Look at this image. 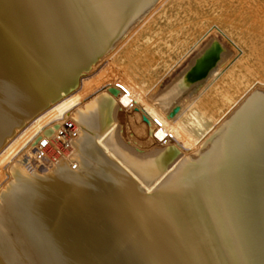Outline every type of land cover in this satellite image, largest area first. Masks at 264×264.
<instances>
[{"label": "bare ground", "instance_id": "6f19581e", "mask_svg": "<svg viewBox=\"0 0 264 264\" xmlns=\"http://www.w3.org/2000/svg\"><path fill=\"white\" fill-rule=\"evenodd\" d=\"M69 3L0 0V264H213L220 244L180 161L264 91V0H153L99 56ZM197 44L154 97L167 141L133 167L117 79L144 96ZM103 65L116 75L91 74ZM65 118L75 134L51 160L42 146L56 150Z\"/></svg>", "mask_w": 264, "mask_h": 264}, {"label": "water", "instance_id": "95a60500", "mask_svg": "<svg viewBox=\"0 0 264 264\" xmlns=\"http://www.w3.org/2000/svg\"><path fill=\"white\" fill-rule=\"evenodd\" d=\"M153 0H75L99 56ZM180 164L229 264H264V91Z\"/></svg>", "mask_w": 264, "mask_h": 264}, {"label": "rangeland", "instance_id": "374dc122", "mask_svg": "<svg viewBox=\"0 0 264 264\" xmlns=\"http://www.w3.org/2000/svg\"><path fill=\"white\" fill-rule=\"evenodd\" d=\"M46 1V0H45ZM70 2L71 3H69L68 4V8H71L73 11H74V9H75V12L76 11H78V7L75 5L76 4V2H75V0H73V4H72V0H70ZM70 4H72V5H70ZM66 5V4H65ZM63 6V8H64V5H62ZM62 6L60 5V10L62 9ZM74 7V8H72V7ZM71 9H70V12L72 13V11H71ZM69 10V9H68ZM73 14V13H72ZM59 23V22H58ZM57 24V23H56ZM60 24V23H59ZM58 25V24H57ZM75 25V26H74ZM77 25L74 23L73 24V27H76ZM82 28H84V26L82 27ZM86 28V27H85ZM84 28V29H85ZM86 30V29H85ZM73 32H75L74 30H73ZM200 44V43H199ZM199 44H197L198 45V48H197V45L196 46H194V47H192L190 50H189V52L187 53V55L185 56L186 58H183V59H181L180 61H178V62H176V63H172V64H170V65H172V68H171V66L169 65V69L166 67L165 68V70H162V72L163 71H165V73H166V75H165V73H164V75H163V73H162V77L161 76H159L160 78L158 79V81H157V84L156 83H154V84H156L157 85V87H156V85L154 86V84H152V86H154L153 88H150V87H152V86H150L149 88H148V92H150V93H148V92H146V94L144 95V96H142L140 93H139V95H141V96H139L138 95V92L134 89V88H132V86L131 85H127V84H125L126 82L125 81H123V80H121L120 78H118L117 79V77H121V76H115L116 77V79L118 80L117 82V84H116V87H117V89H121V90H119V92H118V94L117 95H121L120 96V98H123V96H124V102L126 101L125 99H126V97H131L130 98V100H128V101H130V103H127V104H125L123 107H128V105L129 104H131L130 105V109H131V111H130V109L128 108V110H129V112H128V114H127V116L129 117H127V120L125 121V124H124V126L123 125H120L121 123L119 122V126L117 127V129H116V131H118L119 130V133H120V141L124 144V145H128V146H131L134 150H133V152H131L130 154H131V157L133 158L134 157V160H133V162L131 163V164H133L132 166L133 167H136V168H139V167H142V166H144V165H149L150 164V162L148 161V152L149 153H151L152 151H154V150H157L158 148H160L163 144H165V142L167 141V139H168V133H167V130H166V127H165V125L163 124L164 122H165V124H166V121H165V118H164V116L166 117V113H167V111H161V109L159 110V109H157V108H160V107H158V105H157V103H156V100H155V96H157L159 93L158 92H161L164 88H165V86L167 85V84H169L170 83V81L171 80H173L174 79V77L176 76V75H178V73L185 67V65H186V63H187V61L193 56V54H195L196 53V51H198V49H199ZM86 45V44H85ZM86 47V46H85ZM196 47V48H195ZM195 48V49H194ZM197 49V50H196ZM124 53V52H123ZM122 53V54H123ZM85 55H86V51H85ZM188 56V57H187ZM184 60V61H183ZM185 61H186V63H185ZM180 62V63H179ZM173 64H175V65H173ZM179 64V65H178ZM104 67H100V70L98 69V71L99 72H94V73H91L93 76H94V74H99V73H103L104 75H108V74H111V73H114V72H112L113 70H111L110 69V67L108 66H106V65H103ZM105 68V69H104ZM168 69V72L166 71ZM111 71V72H110ZM170 73V74H169ZM96 75L94 76V77H96ZM114 75H116V73H114ZM92 76V78L91 79H89V83H93V80H94V84H96L95 83V78ZM94 78V79H93ZM121 81H120V80ZM161 80V81H160ZM168 80V81H167ZM92 81V82H91ZM97 81V80H96ZM97 82H99V81H97ZM116 82V81H115ZM123 82V83H122ZM125 82V83H124ZM169 82V83H168ZM125 84V85H124ZM118 86H121V87H119L118 88ZM164 86V87H163ZM129 87V88H128ZM163 87V88H162ZM131 88V89H130ZM255 88V89H254ZM124 89H126V90H124ZM134 89V90H133ZM152 89V90H151ZM81 90H83V93L85 92V89H84V87H83V89H80V92H81ZM124 90V91H123ZM129 90V91H128ZM155 90V91H154ZM253 90H255V91H257L258 89L256 88V87H253V89L245 96V97H243L242 98V100H240L239 102H238V104L235 106V109H233L232 110V112H230L229 114H228V116L225 118V119H223V121H222V123H224L226 120H227V118L238 108V106L241 104V102H243L252 92H253ZM133 91V92H132ZM155 93H154V92ZM132 92V93H131ZM122 93H125L124 95H122ZM130 95V96H129ZM132 95V96H131ZM139 97H138V96ZM148 97H147V96ZM137 98H136V97ZM140 97H141V99H140ZM153 97V98H152ZM133 98H135V99H133ZM140 100H139V99ZM150 99V100H149ZM237 99V98H236ZM133 100V101H132ZM135 100H137V101H135ZM139 100V101H138ZM141 101V102H140ZM143 101V102H142ZM145 101V102H144ZM147 101H149V103H146ZM134 102V103H133ZM137 103V104H136ZM141 103V104H140ZM144 104V105H143ZM150 104L151 105H153V109H149V108H152L151 106H150ZM150 106V107H148V106ZM147 106V107H146ZM157 106V107H156ZM134 107H136V108H134ZM138 107V108H137ZM144 108L147 110V109H149V110H147L146 112H145V110H144ZM137 109V110H136ZM139 109H141L140 111H139ZM156 110V112H155V110ZM133 110V111H132ZM144 110V111H143ZM154 110V111H153ZM158 110V111H157ZM134 111H136V112H134ZM138 111V112H137ZM150 111V112H149ZM159 111H161V112H159ZM133 112V113H132ZM148 112V113H147ZM154 114H153V113ZM135 113H137V115L135 114ZM141 113H145V114H142L143 116H141L140 114ZM150 113V114H149ZM163 113H165V115L163 114ZM133 115H136V116H133ZM150 115V116H149ZM152 115V116H151ZM162 115V116H161ZM139 116H140V118H139ZM148 116V117H147ZM155 116V118L153 119V117ZM143 117V118H142ZM156 117H157V119H156ZM138 118V119H137ZM134 119V120H133ZM148 119V120H147ZM65 120H70L69 118H65V119H62V122H64ZM137 120V121H136ZM144 120V121H143ZM152 120V122H150ZM154 120H156V121H154ZM158 120V121H157ZM146 121V122H145ZM148 121H149V123H148ZM61 122V123H62ZM137 122V123H136ZM156 122V123H155ZM157 122H160V123H157ZM127 123V124H126ZM143 123V124H142ZM222 123L220 124V125H222ZM154 124L156 125V124H158V126L156 125V128H152V127H155L154 126ZM126 125V126H125ZM151 125H153L152 127H151ZM219 125V126H220ZM160 126V127H159ZM219 126H218V128L215 130V132L219 129ZM150 127L152 128V129H150ZM159 127V128H158ZM163 127V128H162ZM165 127V128H164ZM121 128V129H120ZM139 128V129H138ZM157 129H158V131H157ZM124 130V131H123ZM151 130V131H150ZM161 132H160V131ZM56 131V130H55ZM152 131H155V132H153L152 133ZM122 132V133H121ZM125 132V133H124ZM149 132V133H148ZM124 133V134H123ZM148 133V134H147ZM157 133V134H156ZM160 133V134H159ZM155 134H156V136H158V137H156L155 136ZM52 135V134H51ZM150 135V136H149ZM153 135V136H152ZM49 136V135H48ZM122 136V137H121ZM145 136V137H144ZM211 136H213V134L211 135ZM149 137V138H148ZM151 137V138H150ZM153 137H155V138H153ZM214 137V136H213ZM142 138V139H141ZM145 138H147V139H145ZM210 139L208 138V139H206V141L205 142H201V144L203 143V145H202V147L204 146V147H207L208 145H209V143L211 142V141H209ZM208 141V143L207 144H204V143H206ZM140 143V144H139ZM142 143V144H141ZM150 143V144H149ZM201 144H198V146H200ZM198 146H196L195 148H196V150H197V148H198ZM203 147V148H204ZM147 148V149H146ZM195 148L193 149L194 150V152H196V150H195ZM202 148V149H203ZM150 149V150H149ZM199 149V148H198ZM201 149V150H202ZM140 150V151H139ZM193 150H189V151H187V153H189V152H192ZM137 152V153H136ZM186 152V151H185ZM29 153H31V152H29ZM147 153V154H146ZM186 155V154H185ZM188 155V154H187ZM199 156V155H198ZM197 156V154H196V156H194V158H196V157H198ZM150 166V165H149ZM151 167L152 166H150V168L149 169H151ZM156 178V177H155ZM155 178H154V180H155ZM154 180H153V182H154ZM197 204V203H196ZM198 206V205H197ZM202 212V211H201ZM202 218H203V224L205 225V222L208 224V227H203L201 230H204L205 228V230H207V231H205L206 233H205V236H206V238L208 239L209 238V235H208V233L207 232H209V231H211L212 232V228H211V226H210V224H209V221H208V219H207V217H206V215H204V213L202 212ZM186 225V224H185ZM185 225H183V227H185ZM209 240V239H208ZM212 242V241H211ZM204 253V252H203ZM214 253H215V251H214ZM217 254H218V256L216 255V253H215V255H214V259L212 260L213 262V264H229V262H228V260H227V258H226V256H225V254H224V252H223V250H222V248H221V246L220 245H218V249H217ZM204 257H205V254H204ZM207 257V256H206ZM207 260V259H206Z\"/></svg>", "mask_w": 264, "mask_h": 264}, {"label": "built area", "instance_id": "2783aa9c", "mask_svg": "<svg viewBox=\"0 0 264 264\" xmlns=\"http://www.w3.org/2000/svg\"><path fill=\"white\" fill-rule=\"evenodd\" d=\"M75 128L71 121L65 120L60 124L56 131V138L55 147L54 149H47V144H43L42 151H45L46 155L51 159L54 160L58 157L61 152L66 151L67 149V140L69 137L74 136Z\"/></svg>", "mask_w": 264, "mask_h": 264}]
</instances>
